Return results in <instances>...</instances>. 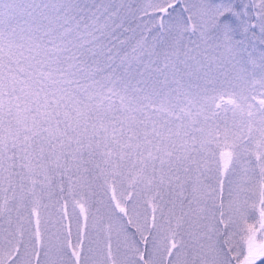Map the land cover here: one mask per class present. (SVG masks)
I'll use <instances>...</instances> for the list:
<instances>
[{
	"label": "snow or ice",
	"instance_id": "obj_1",
	"mask_svg": "<svg viewBox=\"0 0 264 264\" xmlns=\"http://www.w3.org/2000/svg\"><path fill=\"white\" fill-rule=\"evenodd\" d=\"M0 264H264V0H0Z\"/></svg>",
	"mask_w": 264,
	"mask_h": 264
}]
</instances>
